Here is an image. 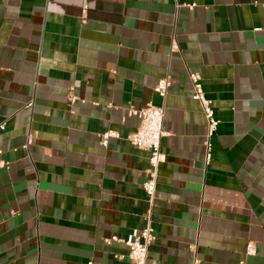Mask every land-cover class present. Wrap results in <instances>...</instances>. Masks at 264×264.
Listing matches in <instances>:
<instances>
[{
	"label": "crops",
	"instance_id": "1",
	"mask_svg": "<svg viewBox=\"0 0 264 264\" xmlns=\"http://www.w3.org/2000/svg\"><path fill=\"white\" fill-rule=\"evenodd\" d=\"M189 72L218 119L207 162ZM148 103L167 134L147 263L264 264V0H0V264H128L110 238L145 224L127 111Z\"/></svg>",
	"mask_w": 264,
	"mask_h": 264
},
{
	"label": "built area",
	"instance_id": "2",
	"mask_svg": "<svg viewBox=\"0 0 264 264\" xmlns=\"http://www.w3.org/2000/svg\"><path fill=\"white\" fill-rule=\"evenodd\" d=\"M194 5V3L177 4V6H183L189 9ZM188 74L192 85L191 97L199 102L202 113L206 119L205 160L207 162L209 160V139L217 128L218 119L214 115L211 101L205 96L201 84L200 74L198 72H189ZM169 85L170 76L166 75L157 80L153 87V91L160 97L164 98L168 92ZM68 99L71 103L78 99L77 96H75L72 92V88H70L68 92ZM27 105L30 106L31 102H29ZM127 112L129 115L135 116L138 119L137 128L127 136L128 141L136 147L141 148L149 153V167L146 170L147 177L142 183V188L146 193L149 207L145 216V224L142 228L132 230L125 238H118L116 235H114L110 238V240L121 241L128 247V264H148V247L155 238L154 228L152 226L151 206L154 200L158 168L160 162L162 161V153L160 150L161 139L167 134L163 128L164 107L155 106L151 103H148L140 108H130ZM4 128L5 124L3 122L0 123V132ZM116 135V132L113 131L103 132L101 134L100 143L103 146H106L108 138ZM195 247V245H192L191 249L195 251ZM245 253L248 255L255 253V248L252 242L247 243Z\"/></svg>",
	"mask_w": 264,
	"mask_h": 264
}]
</instances>
